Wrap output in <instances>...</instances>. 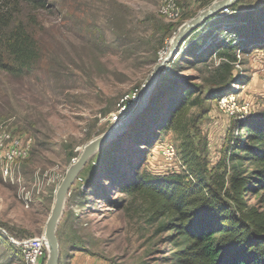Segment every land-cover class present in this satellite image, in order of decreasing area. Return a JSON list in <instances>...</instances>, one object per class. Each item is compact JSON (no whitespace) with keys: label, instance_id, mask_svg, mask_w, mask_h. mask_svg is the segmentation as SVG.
<instances>
[{"label":"rangeland","instance_id":"obj_1","mask_svg":"<svg viewBox=\"0 0 264 264\" xmlns=\"http://www.w3.org/2000/svg\"><path fill=\"white\" fill-rule=\"evenodd\" d=\"M164 1L79 0L80 8L76 15L68 14V21L59 7L42 10L35 33L45 51L59 55L55 67L68 69V74L55 78L48 72L51 60L35 76L16 78L0 71V130L29 138L31 147L29 156L10 164L8 172L0 162V264H27L17 242L44 235L56 191L68 169L90 141L121 122L138 102L154 65L166 56L184 22L220 0H174L181 14L175 20L159 13ZM72 2L65 0L64 5ZM263 5L264 0H241L235 11L222 10L198 34L208 40L220 30L219 39L226 38L236 11L258 10ZM161 22L171 25L173 34L156 57L154 48L163 37ZM96 30L104 34L107 44L95 46L92 31ZM118 31L126 34L124 40H118ZM190 41L179 47L161 77L178 82L187 79L201 90L205 103L191 109L186 123L213 173L222 170L233 136L239 134L236 122L246 115L222 112L221 96L213 98L210 93L231 83L232 89L223 95L236 93L239 103H251L253 113L264 111V47L239 51L233 76L217 84L212 79L220 58L214 55L204 64H194L186 51ZM178 92L154 102L143 115L145 126L138 122L130 129V125L119 144L115 141L100 148L79 172L57 229L59 264H174L170 233L159 229L164 220L151 222L141 200L127 195L115 177L122 171L129 176L184 168L182 139L176 132L162 133L150 146L138 140L141 131L147 134L154 117L167 111ZM162 141L176 147V165L164 164L158 147ZM250 201L261 203L259 197ZM47 254L40 264H47Z\"/></svg>","mask_w":264,"mask_h":264},{"label":"trees","instance_id":"obj_2","mask_svg":"<svg viewBox=\"0 0 264 264\" xmlns=\"http://www.w3.org/2000/svg\"><path fill=\"white\" fill-rule=\"evenodd\" d=\"M72 1L73 7L64 5L65 0L54 4L51 0H0V71L16 78L35 76L51 60L48 72L55 78L68 74V69L55 67L60 63L59 55L44 50L34 27L40 25V11H55L57 7L66 17L64 20H70L68 14L76 15L80 8L79 0ZM240 1L229 8L235 11ZM235 17L228 31L230 38L219 39L220 30L208 40L201 38L198 33L203 24L188 37L191 41L186 51L194 64H204L214 55L220 58L212 79L217 84L231 79L239 51L264 47V5L258 10L236 11ZM161 24L163 37L154 48L156 57L164 49L166 38L173 34L171 25ZM122 34L117 32L118 40H124L126 34ZM92 35L95 46L107 44L99 30L92 31ZM168 79V76L160 78L154 98L130 129L138 122L144 123L146 115H143L154 102L179 91L170 99L167 111L154 117L147 134L141 131L138 140L141 145L150 146L162 133L176 132L182 139L180 154L184 168L166 173L134 172L129 176L122 171L116 175V182L132 199L141 200L151 222L164 220L159 229L170 233L167 236L175 247L171 252L174 264H264V111H251L236 122L239 134L233 136L222 170L212 173L186 123L191 109L205 103L201 90L187 79L181 82ZM227 86L232 89L231 83ZM229 87L210 94L219 98ZM121 139L122 135L115 144ZM256 197L261 202L259 205L250 201Z\"/></svg>","mask_w":264,"mask_h":264},{"label":"water","instance_id":"obj_3","mask_svg":"<svg viewBox=\"0 0 264 264\" xmlns=\"http://www.w3.org/2000/svg\"><path fill=\"white\" fill-rule=\"evenodd\" d=\"M239 0H220L214 2L208 8L202 10L200 15L192 18L179 28L176 36L172 39L171 45L167 50L166 56L159 60L153 67L149 82L144 88V93L138 99V102L131 106V109L126 111V117L119 123L115 124L112 129L106 133L95 137L84 148L82 154L77 158L71 167L66 172L64 178L60 182L56 191L54 205L46 223L44 239L48 243V260L47 264L60 263V240L57 237V229L60 223V218L63 214L67 196L70 194L74 182L77 179L79 172L85 167L87 161L104 146L112 145L122 133L129 129L131 122L134 121L149 105L157 92V84L160 80L161 73L166 67L167 62L171 60L178 52L181 45L185 43L192 31L199 27L207 20L216 17L222 10L236 4Z\"/></svg>","mask_w":264,"mask_h":264},{"label":"built area","instance_id":"obj_4","mask_svg":"<svg viewBox=\"0 0 264 264\" xmlns=\"http://www.w3.org/2000/svg\"><path fill=\"white\" fill-rule=\"evenodd\" d=\"M159 13L170 20L178 19L181 15L174 0H165L160 6ZM262 81L264 82V74ZM242 86L241 88V86L238 85L239 89L245 88L244 85ZM237 97L236 93L232 92L221 96L219 98L221 111L231 116L239 114L247 115L250 113L252 108L251 103L249 101L239 103ZM29 140V138L23 136L12 135L6 130H0V162L5 164L7 172L10 169V164H16L21 161V159L29 156L31 151ZM158 143H161L158 147L161 157L165 162L164 164L167 166L176 165V160L179 156L176 147L172 143L165 144L163 141ZM17 243L27 264H40L43 256H46V251H48V243L43 235L42 237H35Z\"/></svg>","mask_w":264,"mask_h":264},{"label":"bare ground","instance_id":"obj_5","mask_svg":"<svg viewBox=\"0 0 264 264\" xmlns=\"http://www.w3.org/2000/svg\"><path fill=\"white\" fill-rule=\"evenodd\" d=\"M164 58V57H163Z\"/></svg>","mask_w":264,"mask_h":264}]
</instances>
